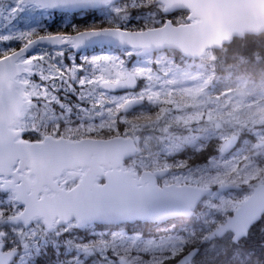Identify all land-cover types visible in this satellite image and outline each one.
Here are the masks:
<instances>
[{"label": "snow or ice", "instance_id": "snow-or-ice-1", "mask_svg": "<svg viewBox=\"0 0 264 264\" xmlns=\"http://www.w3.org/2000/svg\"><path fill=\"white\" fill-rule=\"evenodd\" d=\"M0 44V264H264V0H0Z\"/></svg>", "mask_w": 264, "mask_h": 264}, {"label": "trees", "instance_id": "trees-1", "mask_svg": "<svg viewBox=\"0 0 264 264\" xmlns=\"http://www.w3.org/2000/svg\"><path fill=\"white\" fill-rule=\"evenodd\" d=\"M180 14H181L180 11H176L175 13L171 14L168 18L175 20ZM93 20H96L97 22H99V17L89 15V16L84 17L83 19L79 17L72 19V18H61V14L54 13L53 16L49 20L44 21V23L46 24V26L48 27L50 31L55 32L58 29H60L62 26H65L66 24L77 23L81 27H85L88 24L92 23ZM70 30L71 29L69 28V31ZM13 46H17V44L14 42ZM96 51H99V50L97 49ZM261 239H262L261 233L259 232V227L257 226V228L253 229L251 242L255 244L261 241ZM205 247H207V245ZM229 258H230V253L228 256L216 257L215 252H209L206 257V259L209 261V264H223V262Z\"/></svg>", "mask_w": 264, "mask_h": 264}, {"label": "rangeland", "instance_id": "rangeland-1", "mask_svg": "<svg viewBox=\"0 0 264 264\" xmlns=\"http://www.w3.org/2000/svg\"><path fill=\"white\" fill-rule=\"evenodd\" d=\"M2 46H4V45H2V44H0V47H2ZM98 52V51H97ZM92 54V52L91 53H89V55H91Z\"/></svg>", "mask_w": 264, "mask_h": 264}, {"label": "water", "instance_id": "water-1", "mask_svg": "<svg viewBox=\"0 0 264 264\" xmlns=\"http://www.w3.org/2000/svg\"><path fill=\"white\" fill-rule=\"evenodd\" d=\"M177 11H179V10H177Z\"/></svg>", "mask_w": 264, "mask_h": 264}]
</instances>
